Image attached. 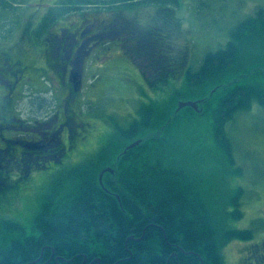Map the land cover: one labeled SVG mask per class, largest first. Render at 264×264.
Segmentation results:
<instances>
[{
    "label": "trees",
    "instance_id": "obj_1",
    "mask_svg": "<svg viewBox=\"0 0 264 264\" xmlns=\"http://www.w3.org/2000/svg\"><path fill=\"white\" fill-rule=\"evenodd\" d=\"M180 1L56 0L35 20L38 43L44 31L75 13L106 12L112 21L103 40L118 39L132 59L146 56L150 77L144 72L141 77L149 86L159 88L160 82L163 87L183 66L187 91L170 95L168 105L149 98L126 122L113 121V137L93 164L89 160L55 177L39 197L28 228L15 219H0V264H225L224 245L253 238L252 229L230 223L243 216V187L229 189L224 182L227 189L221 183L220 194L216 179L205 174L203 159L222 156L233 162L226 123L254 104L264 107V8L255 7L230 29L223 46L189 66L172 52L164 33ZM20 2L0 0V24L9 19L20 23ZM149 8L154 11L147 13L151 20L146 23L124 14ZM43 56L42 64L48 55ZM57 85L64 96L65 88ZM79 94L80 106L85 96ZM179 99L198 100L197 110L177 109ZM206 125L203 134L213 141L207 147L201 130ZM138 138V144L120 153L123 145ZM194 152L197 155H191ZM104 164L114 169L104 173L100 183L98 170ZM260 251L264 254V236ZM254 256L252 249L246 256L250 264H264Z\"/></svg>",
    "mask_w": 264,
    "mask_h": 264
},
{
    "label": "rangeland",
    "instance_id": "obj_2",
    "mask_svg": "<svg viewBox=\"0 0 264 264\" xmlns=\"http://www.w3.org/2000/svg\"><path fill=\"white\" fill-rule=\"evenodd\" d=\"M55 1L21 0L19 9L24 21L33 13L42 15ZM255 7L264 8V0H181L171 14L172 24L164 27V33L168 34L172 52L181 56L183 64L196 65L205 52L223 46L230 29L244 16L250 14ZM153 11L154 8H149L127 11L124 14L136 16L139 21L146 23L151 20V16L147 13ZM99 15L102 14L93 11L86 13V16L91 19ZM81 16L71 15L58 24L65 25L67 22L78 21ZM159 24L161 25V22ZM22 39V31L16 32L14 45H21ZM113 39L117 38L113 37ZM118 42V39L107 42L100 38L96 44L95 56H92L93 59L90 56L92 63L85 72V77L83 76L85 84L83 83L82 87L85 95H79L85 96V102L80 103V108L88 116L82 112L79 115L95 127L96 132L93 128L91 137L96 138L95 142L98 146L113 137V121L118 124L126 122L134 116L131 114L141 102L151 98L160 103L165 102L160 104L164 105L167 104L170 95L179 96L187 91L186 83L182 79L183 66L179 67L171 76V80L163 84V87L159 82L157 83L159 88L156 86L152 88L141 77V72L147 74L150 69L146 56L132 59L122 52ZM26 59H32L33 64L40 65L42 63L38 60H43L44 56L40 51L36 55L26 56ZM147 75L146 77H150ZM48 80L43 78L45 85L38 86L45 92L43 94L31 96L24 90L25 94L17 102L22 116L30 111V107L34 108V104L42 108L43 113L50 114L49 106L54 105L53 102H55L52 86L57 102L59 103L63 98L62 90L57 85L58 82L52 72H49ZM75 109L78 110V108ZM201 130L202 145L207 147L211 145L210 142L213 143L209 134L205 136L208 126L201 127ZM225 131L232 139L233 162L225 161L222 156L218 159V156L206 157L203 159L204 170L209 179H216L218 189L221 183L224 185V182L228 183L229 189L236 186L243 187L244 192L240 199L243 216L240 219L231 220L230 223L235 228L252 229L253 238L232 240L223 246L221 253L225 264H250L251 259L246 256L250 254L252 246H260L264 236V107L254 104L250 110L236 114L226 123ZM200 145L199 143L198 147ZM93 152L96 156L99 151L95 148ZM191 155H197V153L194 152ZM43 175H34L32 178L27 176L13 189L0 191V196L6 195L0 200V219H15L28 228L37 210L39 197L48 188L56 173L53 176L50 175L44 183L40 181ZM207 183L210 184V182ZM223 188L227 189L225 185ZM220 191L222 194L224 190Z\"/></svg>",
    "mask_w": 264,
    "mask_h": 264
},
{
    "label": "flooded vegetation",
    "instance_id": "obj_3",
    "mask_svg": "<svg viewBox=\"0 0 264 264\" xmlns=\"http://www.w3.org/2000/svg\"><path fill=\"white\" fill-rule=\"evenodd\" d=\"M87 12L90 10L75 13L82 15L78 21L53 25L44 31L38 43L33 30L37 28L35 20L39 21L41 15L31 12L24 25L10 19L0 24V31L8 32L0 35V191L13 189L27 176L44 174L40 178L44 183L50 175L56 173L57 177L89 160L93 164L97 158L91 151L96 146L91 126L79 115L77 95L84 93L83 76L92 62L90 56L91 59L95 56L96 44L107 35L112 18L104 12L91 19L86 16ZM18 31H22L23 45L15 46ZM40 51L48 55L43 64L26 63V56ZM48 71L56 76L66 94L59 103L53 95L55 102L49 106L50 114L43 113L42 108L34 104V108L30 107L22 116L17 102L25 94L24 90L31 91L32 96L38 95L41 91L38 86L44 85L43 78L48 80ZM75 137L78 142L71 145L69 141ZM5 196H0V200ZM252 249L255 260H264L260 246H252Z\"/></svg>",
    "mask_w": 264,
    "mask_h": 264
},
{
    "label": "water",
    "instance_id": "obj_4",
    "mask_svg": "<svg viewBox=\"0 0 264 264\" xmlns=\"http://www.w3.org/2000/svg\"><path fill=\"white\" fill-rule=\"evenodd\" d=\"M197 103H198V100H179V101L177 102V109H178V108H181V107H183V106L189 105V106H192L194 109L197 110ZM139 142H140V140L137 139V140H135L134 142L130 143V144L127 146V148H130V147H132V146L138 144ZM105 169H109L110 171H112L111 168H105ZM105 169H103V170L101 171V173L99 174V180H100V182H101V176H102V173H103V171H104ZM143 233H144V230H143ZM128 238H132V236H129ZM136 239H139V238H136ZM96 260H97V259H96ZM97 261H98V260H97Z\"/></svg>",
    "mask_w": 264,
    "mask_h": 264
},
{
    "label": "bare ground",
    "instance_id": "obj_5",
    "mask_svg": "<svg viewBox=\"0 0 264 264\" xmlns=\"http://www.w3.org/2000/svg\"><path fill=\"white\" fill-rule=\"evenodd\" d=\"M182 142V141H181ZM181 149H182V147H181ZM127 185V184H126ZM105 190V189H104ZM110 193V192H109Z\"/></svg>",
    "mask_w": 264,
    "mask_h": 264
}]
</instances>
